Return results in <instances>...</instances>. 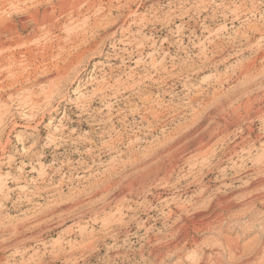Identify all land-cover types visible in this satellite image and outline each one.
Instances as JSON below:
<instances>
[{
	"label": "rangeland",
	"instance_id": "rangeland-1",
	"mask_svg": "<svg viewBox=\"0 0 264 264\" xmlns=\"http://www.w3.org/2000/svg\"><path fill=\"white\" fill-rule=\"evenodd\" d=\"M0 37V264H264V0H0Z\"/></svg>",
	"mask_w": 264,
	"mask_h": 264
},
{
	"label": "bare ground",
	"instance_id": "bare-ground-1",
	"mask_svg": "<svg viewBox=\"0 0 264 264\" xmlns=\"http://www.w3.org/2000/svg\"><path fill=\"white\" fill-rule=\"evenodd\" d=\"M47 13H48V12H47ZM112 20H113V19H112ZM29 21H30V20H29ZM109 21H110V20H109ZM25 23H26V22H25ZM106 23H107V22H106ZM97 26H98V25H97ZM106 26H107V25H106ZM7 33H8V32H7ZM11 33H12V32H11ZM261 33H262V32H261ZM4 35H5V33H4ZM4 35H3V36H4ZM74 36H75V35H74ZM17 37H18V36H17ZM19 38H20V37H19ZM246 38H247V37H246ZM21 39H22V38H21ZM21 39H20V40H21ZM246 40H247V39H246ZM251 40H252V39H251ZM8 42H9V41L6 40L4 37H0V52L3 51V50H5V49L7 50V47H9V46H8V45H9ZM10 44H11V43H10ZM259 46H260V45H259ZM259 46H258V47H259ZM10 47H11V46H10ZM261 47H262V46H261ZM9 49H10V48H9ZM255 49H256V48H255ZM262 51H263V50H262ZM218 52H219V51H218ZM218 52H216V53H218ZM1 53H2V52H1ZM3 53H4V52H3ZM8 53H9V52H8ZM8 53H7V54H8ZM4 54H5V53H4ZM15 54H16V53H15ZM28 54H29V53H28ZM10 56H11V55H10ZM6 57H7V56H6ZM2 58H3V57H2ZM8 58H9V56H8ZM8 58H7V59H8ZM11 58H13V57L11 56V57H10V60H11ZM17 59H18V58H17ZM12 60H13V59H12ZM10 62H11V61H10ZM13 62H14V61H13ZM19 62L21 63V61H19ZM22 62H23V61H22ZM31 62H32V61H31ZM0 63H1V64H4V63H5V62H4V59H1V60H0ZM8 63H9V62H8ZM24 63H25V61H24ZM5 64H6V63H5ZM250 64H251V63H250ZM12 65H13V64H12ZM18 65H19V63H18ZM24 65H25V64H24ZM24 65H22V66H24ZM10 66H11V65H10ZM0 67H1V66H0ZM246 67H248V66H246ZM2 68H3V67H2ZM15 68H19V67H15ZM20 68H21V67H20ZM20 68H19V69H20ZM239 68H240V67H239ZM239 68H238V69H239ZM3 70H4V69H3ZM3 70H2V71H3ZM12 70H14V69H12ZM12 70H11V71H12ZM9 71H10V69H9ZM256 71H257V70H256ZM6 73H7V71H6ZM12 73H13V72H12ZM12 73H11V74H12ZM14 73H15V72H14ZM248 73H249V72H248ZM4 74H5V73H4ZM30 75H31V74H30ZM6 76H8V75H6ZM11 76H12V75H11ZM262 76H263V75H262ZM258 77H259V76H258ZM230 78H231V77H230ZM15 79H16V78H15ZM253 80H254V79H253ZM253 80H252V81H253ZM261 81H262V80H261ZM224 83H225V82H224ZM242 84H243V83H242ZM243 85H244V84H243ZM252 85H253V84H252ZM219 86H220V85H219ZM248 86H249V85H248ZM237 87H238V86H237ZM239 87H240V86H239ZM250 87H251V86H250ZM250 87H249V88H250ZM244 90H245V89H244ZM244 90H243V91H244ZM16 91H17V90H16ZM214 91H215V90H214ZM261 91H262V90H261ZM51 92H52V91H51ZM51 92H50V93H51ZM244 92H245V91H244ZM246 92H248V91H246ZM2 95H3V94H2ZM245 95H246V94H245ZM247 95H248V94H247ZM196 97H197V96H196ZM241 97H242V96H241ZM219 98H220V97H219ZM215 99H216V98H215ZM224 99H225V98H224ZM239 99H240V98H239ZM227 101H228V100H227ZM227 101H226V102H227ZM243 102H244V101H243ZM216 103H218V102H216ZM219 103H220V102H219ZM227 103H228V102H227ZM254 103H255V102H254ZM213 104H214V103H213ZM225 105H226V104H225ZM210 106H211V105H210ZM223 106H224V105H223ZM243 106H244V105H243ZM245 106H246V104H245ZM250 106H251V105H250ZM215 107H217V106H215ZM239 107H240V106H239ZM248 107H249V106H248ZM248 107H247V108H248ZM257 107H258V106H257ZM263 107H264V106H263ZM218 108H219V107H218ZM235 108H236V107H235ZM241 108H242V107H241ZM220 109H221V108H220ZM231 109H232V108H231ZM231 109L229 108V110H231ZM226 110H227V109H226ZM245 110H246V109H245ZM218 111H219V110H218ZM218 111H217V112H218ZM255 111H256V110H255ZM257 111H258V110H257ZM222 112H224V111H222ZM227 112H228V110H227ZM227 112H226V114H227ZM235 113H238V112H235ZM254 113H255V112H254ZM224 114H225V113H224ZM228 114H229V113H228ZM238 114H239V113H238ZM238 114H237V115H238ZM234 115H235V114H234ZM259 115H260V114H259ZM228 116H229V115H228ZM230 116H231V115H230ZM230 116H229V117H230ZM239 116H240V115H239ZM229 117H228V118H229ZM206 118H207V117H206ZM232 118H233V117H232ZM242 118H243V117H242ZM219 119H221V117H220V118L218 117V120H219ZM220 121H221V120H219V122H220ZM221 122H222V121H221ZM235 122H236V121H235ZM235 122L233 121L234 124H235ZM224 123H225V122H224ZM230 123H231V122H230ZM230 123H229V124H230ZM233 123H232V124H233ZM239 123H240V122H239ZM232 124H231V125H232ZM234 124H233V125H234ZM237 124H238V123H237ZM237 124H236V125H237ZM227 125H228V124H227ZM227 125H226V126H227ZM236 125H235V126H236ZM212 127H213V126H212ZM227 127H229V126H227ZM238 127H239V126H238ZM204 129H205V128H204ZM226 131H227V130H226ZM205 133H206V132H205ZM210 133H211V132H210ZM224 133H225V131H224ZM224 133H223V134H224ZM203 134H204V133H203ZM203 134H202V135H203ZM214 134H215V133H214ZM193 136H194V135H193ZM198 137H199V136H198ZM203 137H204V136H203ZM211 137H212V136H211ZM209 138H210V136H209ZM202 142H203V141H202ZM204 142H205V141H204ZM206 142H207V141H206ZM195 144H196V143H195ZM208 144H210V143H208ZM189 145H190V144H189ZM200 147H201V146H200ZM182 148H183V147H182ZM162 149H163V148H162ZM157 150H158V149H157ZM186 150H188V149H186ZM228 151H229V150H228ZM223 152H224V151H223ZM151 153H152V152H151ZM207 153H208V152H207ZM152 154H153V153H152ZM147 156H148V155H147ZM150 157H151V156H150ZM163 160H164V159H163ZM160 162H161V161H160ZM160 166H162V165L160 164ZM163 166H164V165H163ZM134 167H135V166H134ZM134 167H133V168H134ZM147 167H148V166H147ZM164 168H165V167H164ZM170 168H171V167H170ZM116 169H117V168H116ZM154 169H155V168H154ZM157 169H158V168H157ZM166 169H167V168H166ZM158 170H159V169H158ZM109 171H110V170H109ZM124 171H125V170H124ZM124 171H123V172H124ZM129 171H130V170H129ZM167 171H169V169H168ZM167 171H166V172H167ZM115 172H116V171H115ZM153 172H154V171H153ZM158 172H159V171H158ZM150 173H152L151 170H150ZM152 174H153V173H152ZM135 175H136V174H135ZM148 175H149V173H148ZM130 176H131V175H130ZM141 177H142V176H141ZM110 178H111V177H110ZM130 179H131V178H130ZM134 179H135V178H134ZM142 179L145 180V178H142ZM52 180H53V179H52ZM154 180H155V179H154ZM167 180H168V179H167ZM131 181H132V180H131ZM162 182H163V181H162ZM128 183H129V182H128ZM132 183H133V182H132ZM112 184H113V183H112ZM146 184H147V183H146ZM148 185H149V184H148ZM139 186H140V185H139ZM113 187H114V186H113ZM122 187H123V186H122ZM124 187H125V186H124ZM135 187H136V186H135ZM95 188H96V187H95ZM105 188H107V187L105 186ZM143 188H144V187H143ZM146 188H147V187H146ZM101 189H102V188H101ZM119 189H120V188H119ZM124 189L126 190L127 188H124ZM108 190H110V188H109ZM125 190H124V191H125ZM129 190H130V189H128V191H129ZM126 191H127V190H126ZM126 191H125V194H126ZM141 192H142V191H141ZM97 193H99V192H97ZM128 193H129V192H128ZM109 195H110V194H109ZM113 196H114V195H113ZM117 196H119V195H117ZM132 196H133V195H132ZM258 196H259V195H258ZM92 197H93V196H92ZM119 198H120V197H119ZM77 200H78V199H77ZM71 201H72V200H71ZM69 202H70V201H69ZM79 203H80V202H79ZM226 208H227V207H226ZM222 210H223V209H222ZM209 214H210V213H209ZM207 216H208V215H207ZM192 222H193V221H192ZM200 223H201V222H200ZM204 225H205V224H204ZM184 233H185V232H184ZM180 236H181V235H180ZM185 238H186V237H185ZM177 240H178V239H177ZM185 240H186V239H185Z\"/></svg>",
	"mask_w": 264,
	"mask_h": 264
}]
</instances>
